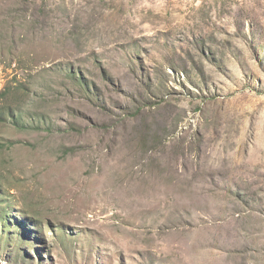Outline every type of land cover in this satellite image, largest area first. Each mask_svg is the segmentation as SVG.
<instances>
[{
  "label": "rangeland",
  "instance_id": "rangeland-1",
  "mask_svg": "<svg viewBox=\"0 0 264 264\" xmlns=\"http://www.w3.org/2000/svg\"><path fill=\"white\" fill-rule=\"evenodd\" d=\"M0 264H264V0H0Z\"/></svg>",
  "mask_w": 264,
  "mask_h": 264
}]
</instances>
